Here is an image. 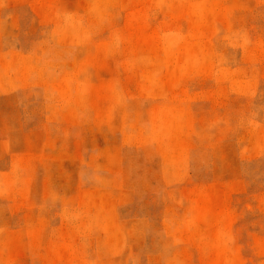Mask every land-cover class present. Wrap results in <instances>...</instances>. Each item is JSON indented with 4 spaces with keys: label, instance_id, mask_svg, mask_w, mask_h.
<instances>
[{
    "label": "rangeland",
    "instance_id": "rangeland-1",
    "mask_svg": "<svg viewBox=\"0 0 264 264\" xmlns=\"http://www.w3.org/2000/svg\"><path fill=\"white\" fill-rule=\"evenodd\" d=\"M0 0V264H264V0Z\"/></svg>",
    "mask_w": 264,
    "mask_h": 264
},
{
    "label": "bare ground",
    "instance_id": "bare-ground-1",
    "mask_svg": "<svg viewBox=\"0 0 264 264\" xmlns=\"http://www.w3.org/2000/svg\"><path fill=\"white\" fill-rule=\"evenodd\" d=\"M159 1V0H158ZM158 1H156V2H158ZM160 2H161V0H160Z\"/></svg>",
    "mask_w": 264,
    "mask_h": 264
}]
</instances>
